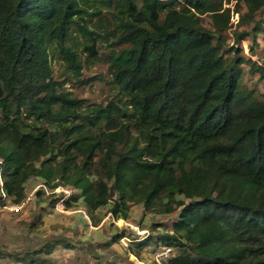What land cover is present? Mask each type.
Instances as JSON below:
<instances>
[{
    "label": "trees",
    "instance_id": "trees-1",
    "mask_svg": "<svg viewBox=\"0 0 264 264\" xmlns=\"http://www.w3.org/2000/svg\"><path fill=\"white\" fill-rule=\"evenodd\" d=\"M231 1L0 0L1 207L23 204L38 178L79 192L68 210L82 199L93 215L112 202L115 219L136 203L177 211L172 230L131 240L135 255L155 245L179 250L169 264H264V92L223 41L241 4L264 34V0ZM76 34L92 59L100 43L119 47L117 102L87 104L55 78L57 59L83 77ZM260 62L250 71L264 80ZM15 259L56 264L34 250Z\"/></svg>",
    "mask_w": 264,
    "mask_h": 264
},
{
    "label": "rangeland",
    "instance_id": "rangeland-1",
    "mask_svg": "<svg viewBox=\"0 0 264 264\" xmlns=\"http://www.w3.org/2000/svg\"><path fill=\"white\" fill-rule=\"evenodd\" d=\"M235 5L236 1H231L230 6L233 10ZM260 17L258 13L253 19L247 14L245 5L241 4V10L237 12L235 9L233 12L231 21L233 26L223 34V41L224 52H227L228 57L233 56L229 49L234 45L242 50L244 84L264 92V80L260 78L259 73L253 74L250 71L252 61L256 60L257 56L261 60L264 59V34H255L252 31L254 22ZM203 24L210 27V18H203ZM237 35H244L245 39L237 42L235 39ZM84 42L85 40L76 34L73 44L84 65L81 81L67 71L64 63L58 59L53 64L55 78L63 83L65 91L77 99L85 100L87 104L107 106L110 102H117L122 96L113 83L109 56L112 50L119 47L111 45L112 39L109 42L100 43L98 57L92 59L84 51ZM38 191H42V194L38 195ZM43 191V181L33 178L27 184L28 196L24 202V208L19 211L11 210L10 208L14 205L12 199L4 200L7 205L0 208V263L27 264L18 262L15 258L18 254L26 256V252L30 250L51 257L56 262L62 260L63 253L69 254L64 251L65 249L86 251L87 260L84 259L83 264H93L94 259H105L109 264H164L162 260L159 263L156 257L158 251L170 248L172 249L171 257L179 252L173 247L155 245L140 251L138 255L131 252L133 238L148 233L164 234L172 230L177 211L163 214L159 210H145L142 204L136 203L131 206L128 220L115 219L110 212L112 202L93 215L82 199L73 201L69 210L56 211L53 210L51 202L56 200L58 194ZM74 194L77 195L79 192L75 190ZM14 215L17 217L15 220L12 217ZM11 226H16L15 231L10 230ZM32 233L38 234L35 241L29 238ZM24 234L28 236L27 244H24ZM121 235L127 237L117 238ZM50 249L51 253L47 254L46 250Z\"/></svg>",
    "mask_w": 264,
    "mask_h": 264
},
{
    "label": "built area",
    "instance_id": "built-area-1",
    "mask_svg": "<svg viewBox=\"0 0 264 264\" xmlns=\"http://www.w3.org/2000/svg\"><path fill=\"white\" fill-rule=\"evenodd\" d=\"M260 64L264 67V59L261 60ZM50 189L44 185V191L45 193L48 192L49 194H58L59 200L54 204V208L57 211H63V210H67L66 208V201L74 195L75 193V189L72 187H67L64 185H59L58 187H56V189L54 190H50ZM77 191V190H76ZM1 208V205H0ZM11 210L14 211H19L20 209H22V204L21 205H13L11 208ZM171 250L170 248H165L163 250H160L157 252L156 257L159 259V263L160 260L163 261L164 264H169V259L171 257Z\"/></svg>",
    "mask_w": 264,
    "mask_h": 264
},
{
    "label": "crops",
    "instance_id": "crops-1",
    "mask_svg": "<svg viewBox=\"0 0 264 264\" xmlns=\"http://www.w3.org/2000/svg\"><path fill=\"white\" fill-rule=\"evenodd\" d=\"M6 207V206H5ZM52 207H53V210H56L55 208H54V205H52ZM22 208H24V203L22 204ZM57 211V210H56ZM5 217H6V215H4ZM3 216V217H4ZM12 217H14L13 219L15 220L17 217H16V215H14V216H12ZM13 220V221H14ZM15 229H16V226H11V228H10V230L11 231H15ZM29 238H31V239H33L34 241H35V239H37L38 238V234H35V235H33V233L32 234H30L29 235ZM23 240H24V244H27V242H29L28 241V236H27V234H24V237H23ZM60 242H63V240L62 241H60ZM49 245V244H48ZM26 249H27V247H26ZM25 249V250H26ZM65 252H69V254H62L64 257L62 258V260H60L59 262H56L55 260H53L51 257H48V258H50L52 261H54L56 264H83V261H84V259L85 260H87V258H86V256H85V253H86V251H82V250H69V249H65L64 250ZM88 253V252H87ZM23 255V254H22ZM41 255L43 256V257H46L44 254H42L41 253ZM9 259V258H8ZM9 261H12V259H9ZM64 262V263H63ZM94 263L93 264H106V263H108L107 261H105V259H94V261H93ZM3 264V263H2ZM5 264V263H4ZM9 264V263H8Z\"/></svg>",
    "mask_w": 264,
    "mask_h": 264
}]
</instances>
